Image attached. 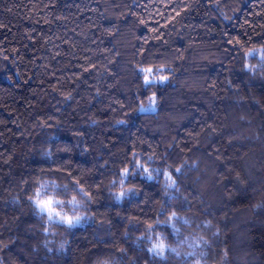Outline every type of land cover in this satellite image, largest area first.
Listing matches in <instances>:
<instances>
[{
  "label": "trees",
  "instance_id": "16d2710c",
  "mask_svg": "<svg viewBox=\"0 0 264 264\" xmlns=\"http://www.w3.org/2000/svg\"><path fill=\"white\" fill-rule=\"evenodd\" d=\"M0 264H264V0H0Z\"/></svg>",
  "mask_w": 264,
  "mask_h": 264
},
{
  "label": "rangeland",
  "instance_id": "374dc122",
  "mask_svg": "<svg viewBox=\"0 0 264 264\" xmlns=\"http://www.w3.org/2000/svg\"><path fill=\"white\" fill-rule=\"evenodd\" d=\"M51 201L47 200L46 203H41V210L46 212L53 219H56V220L59 219V221H64V222L69 223L71 220H65L63 217H60L62 214L59 212L57 207L52 206L53 204L52 202L54 201L52 202Z\"/></svg>",
  "mask_w": 264,
  "mask_h": 264
},
{
  "label": "snow or ice",
  "instance_id": "6c2138e0",
  "mask_svg": "<svg viewBox=\"0 0 264 264\" xmlns=\"http://www.w3.org/2000/svg\"><path fill=\"white\" fill-rule=\"evenodd\" d=\"M162 79H166V78H162ZM149 83H151V81H147V82H146V84H149ZM155 96H156V94L153 93V95L149 98V103H148L146 106H144V107H142V108L140 109V111H141L142 113L150 114L151 112H154V111H155L154 105H153V103H152V101L155 99ZM128 171H129L131 174H134V172L132 171V169H128Z\"/></svg>",
  "mask_w": 264,
  "mask_h": 264
}]
</instances>
